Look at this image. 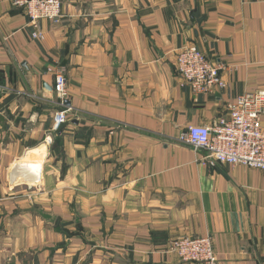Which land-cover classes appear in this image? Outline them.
<instances>
[{
  "label": "crops",
  "instance_id": "crops-1",
  "mask_svg": "<svg viewBox=\"0 0 264 264\" xmlns=\"http://www.w3.org/2000/svg\"><path fill=\"white\" fill-rule=\"evenodd\" d=\"M61 1L35 38L0 0V264H200L166 247L205 234L215 264H264V171L207 164L178 141L264 89V0ZM186 45L223 61L225 87L184 83Z\"/></svg>",
  "mask_w": 264,
  "mask_h": 264
},
{
  "label": "built area",
  "instance_id": "built-area-1",
  "mask_svg": "<svg viewBox=\"0 0 264 264\" xmlns=\"http://www.w3.org/2000/svg\"><path fill=\"white\" fill-rule=\"evenodd\" d=\"M23 8L31 36L42 38L38 29L41 19L58 23L62 17L61 0H14ZM175 67L184 83L195 92L205 93L225 87L221 71L225 68L221 60L212 61L193 45L181 47L176 55ZM53 90L58 98L66 96L64 72L53 70ZM60 109L53 114V125L58 128L67 121L69 107L62 100ZM178 141L196 152H203L207 164L223 163L243 165L264 171V89L252 88L237 95L225 104V114L210 125H189L178 136ZM166 251L183 262L215 264L217 255L209 234L195 237H180L171 240Z\"/></svg>",
  "mask_w": 264,
  "mask_h": 264
},
{
  "label": "bare ground",
  "instance_id": "bare-ground-1",
  "mask_svg": "<svg viewBox=\"0 0 264 264\" xmlns=\"http://www.w3.org/2000/svg\"><path fill=\"white\" fill-rule=\"evenodd\" d=\"M34 154V153H33ZM32 156V155H31ZM30 156V157H31ZM24 165H26V167H31L32 169H35L34 171L37 170V167H39L38 162L36 161L35 163H33V161L31 160V158L26 157L25 160L23 161ZM35 173V172H34ZM17 174V173H16ZM22 175H24L26 178L28 179H33L36 180L37 178V173H35L33 176L31 174L28 173H21ZM15 176V175H14ZM28 182V181H27ZM30 183V182H29Z\"/></svg>",
  "mask_w": 264,
  "mask_h": 264
}]
</instances>
